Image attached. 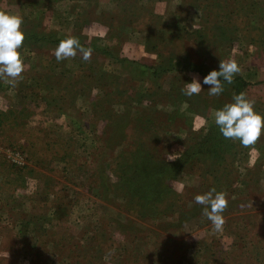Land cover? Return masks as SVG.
I'll return each mask as SVG.
<instances>
[{
    "label": "rangeland",
    "instance_id": "rangeland-1",
    "mask_svg": "<svg viewBox=\"0 0 264 264\" xmlns=\"http://www.w3.org/2000/svg\"><path fill=\"white\" fill-rule=\"evenodd\" d=\"M0 11L23 17L29 37L46 36L20 49L17 87L0 80V264H264V135L254 149L226 139L227 150L175 171L167 184L180 217H130L122 210L138 206L87 190L88 177H103L93 164L76 168L96 158L112 181L107 167L127 148L172 163L240 92L264 116V0H0ZM145 12L161 16V30H142ZM70 36L93 47L90 62L79 53L56 61L59 43H50ZM229 59L244 87L222 81L210 96L203 78ZM168 60L172 68L156 73ZM189 63L200 71L183 70ZM193 77L203 91L188 97ZM117 134L111 152L94 150L96 137ZM213 187L229 202L220 233L194 200Z\"/></svg>",
    "mask_w": 264,
    "mask_h": 264
},
{
    "label": "trees",
    "instance_id": "trees-1",
    "mask_svg": "<svg viewBox=\"0 0 264 264\" xmlns=\"http://www.w3.org/2000/svg\"><path fill=\"white\" fill-rule=\"evenodd\" d=\"M145 15L147 19L143 22L145 25L142 27V30L146 33L161 30V27H163L161 16L153 15L152 12H145ZM130 23H132V21H130ZM147 23H152V25ZM30 38L37 39V41H43L46 36L32 34L29 37V35L25 34L23 45H29V42H26V40H30ZM58 43V41L54 40L50 44L57 45ZM171 68V60H168L165 65L159 63L155 69H157V73L169 71L168 69ZM182 69L186 71H200L199 65L192 63L183 65ZM234 83V86H236L235 91H237V87H244V83H242L238 78L234 79ZM122 92H124V90H122ZM96 138L98 146L95 147L94 150L104 149L111 152L115 146L122 144L123 135H108L103 139H101V137ZM113 140L114 142L112 144H107L109 141ZM225 141L226 139L220 133L219 128L214 125L210 127V129H207L198 143H195L193 144L194 146L192 145V147L190 146L184 150L179 159L169 164L154 161L152 157L146 155L143 150L127 148V150L123 152L124 154H120V152H118L119 154L113 158V164H110V166H112L111 169L109 166L107 167L109 170L107 172H111L113 175L112 181H108L104 177V174H106V167L98 169V166L102 163V161L100 162V160H95L96 158H91L88 164L84 161L82 165H78L76 168L82 169L93 164L96 167L94 172H96L97 175H102L103 177H99L98 179L88 177V182H86L87 190L91 191L92 188L96 189L100 198L109 194L110 200L119 201L123 208L129 209L130 207L138 206L139 209H134L133 211L130 209V211H124V209L122 210V212L130 217L132 216L138 220L149 221L159 220L173 214L175 217H180L183 211L180 206L184 205L182 202L177 204L179 203L178 198L176 199L170 193L167 181L174 179L175 171H184L187 167H191L189 170L193 171V168L196 166L195 164L198 162L199 156L205 155L204 157L206 158H213L216 156L217 151L227 150L230 148V146L225 144ZM202 187H204V185ZM206 189L209 188L207 187ZM174 203L176 204V211L169 212L174 206ZM190 216L191 217L187 220H184L186 215L181 217L180 221L173 224L174 227L178 228L179 225H185L188 220H193L197 215L192 214ZM101 237H103L102 240L104 243L110 240L109 235L105 233ZM133 239H136V237L133 236ZM86 246L87 245H85V247ZM88 247L87 250L90 254L95 253V249H92V245ZM125 256L126 255H123V258H125ZM157 263H159V258L157 259Z\"/></svg>",
    "mask_w": 264,
    "mask_h": 264
},
{
    "label": "clouds",
    "instance_id": "clouds-1",
    "mask_svg": "<svg viewBox=\"0 0 264 264\" xmlns=\"http://www.w3.org/2000/svg\"><path fill=\"white\" fill-rule=\"evenodd\" d=\"M23 17L0 11V80L15 88L24 79L26 70L20 49L23 47L25 34L22 31ZM93 50L81 45L79 38L68 37L61 40L54 50L57 62L74 59L81 54L83 61L90 62ZM241 73L235 59L219 62V70L210 71L203 84L208 85L210 96H219L224 91V83L232 84L234 77ZM223 81V82H222ZM203 91L201 83L193 77L185 84L182 92L191 97ZM233 102L226 103L214 113V123L225 139L239 141L241 146L252 148L264 135V116L254 111L255 100L249 99L244 92L234 94ZM206 123V122H205ZM259 155V153H257ZM195 203L203 206L202 216L206 217L217 233L223 232L226 220L223 213L228 208L227 193L213 187L204 194L194 197ZM114 250L109 254H113Z\"/></svg>",
    "mask_w": 264,
    "mask_h": 264
}]
</instances>
